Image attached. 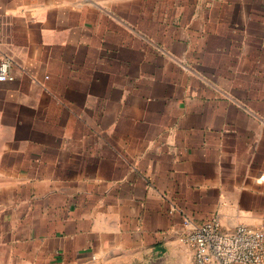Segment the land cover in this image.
Returning a JSON list of instances; mask_svg holds the SVG:
<instances>
[{
  "label": "crops",
  "instance_id": "0c3cea01",
  "mask_svg": "<svg viewBox=\"0 0 264 264\" xmlns=\"http://www.w3.org/2000/svg\"><path fill=\"white\" fill-rule=\"evenodd\" d=\"M0 264H194L187 217L264 229V0H0Z\"/></svg>",
  "mask_w": 264,
  "mask_h": 264
},
{
  "label": "built area",
  "instance_id": "2783aa9c",
  "mask_svg": "<svg viewBox=\"0 0 264 264\" xmlns=\"http://www.w3.org/2000/svg\"><path fill=\"white\" fill-rule=\"evenodd\" d=\"M8 61L0 65V82L13 80ZM180 242L193 248L194 264H264V229L239 225L224 230L217 218L196 224L183 220Z\"/></svg>",
  "mask_w": 264,
  "mask_h": 264
}]
</instances>
